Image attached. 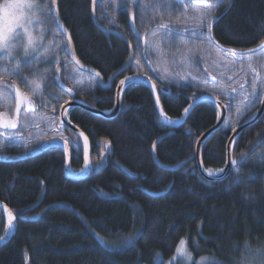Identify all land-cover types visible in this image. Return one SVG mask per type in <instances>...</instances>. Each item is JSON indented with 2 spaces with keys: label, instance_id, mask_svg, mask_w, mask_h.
Masks as SVG:
<instances>
[{
  "label": "trees",
  "instance_id": "trees-1",
  "mask_svg": "<svg viewBox=\"0 0 264 264\" xmlns=\"http://www.w3.org/2000/svg\"><path fill=\"white\" fill-rule=\"evenodd\" d=\"M28 1L46 8L54 34L46 30L40 48L19 46L1 67L4 95L11 91L8 85L17 82L21 92L32 96L34 107L28 110L22 105L19 141L11 143L13 148L4 146L0 154L24 150L25 128L39 129L43 137L56 134L57 116L52 111L67 99L111 109L116 83L126 75L157 76L165 90L170 88V93L158 92L170 118L178 117L191 99L204 92L202 88L217 95L205 83L203 68L208 69L210 46L218 48L208 39V29L201 34L197 14L215 0H96V21L117 33L94 24L92 0H56V14L52 0ZM159 2L170 9L158 7ZM220 14L211 28L219 45L242 51L264 41V0H224L213 12ZM57 19L71 37L77 61L98 75L73 63ZM162 25L173 28L166 35ZM128 43L132 60L121 69L129 58ZM193 44L196 48L191 49ZM246 60L234 68L237 77L227 74L230 69L223 71V101L231 105L228 122L240 112L247 118L261 95V89L252 88V75L255 71L264 76L262 63L255 53ZM37 79L41 91L33 95L32 82ZM120 101L121 109L113 118L78 107L68 113V120L90 141L94 167L87 178L65 176L64 153L55 146L24 160L0 161V201L16 217L13 236L0 245V264H188L175 258L181 239L196 261L208 257L215 264H264V114L233 144V160L243 157V161L225 179L210 181L199 174L193 156L198 136L216 122L212 102H199L183 125L171 129L160 121L143 83L125 86ZM226 125L202 145L205 168L218 169L225 163V144L233 126ZM165 132L154 146L157 164L152 148ZM59 133L74 135L67 127ZM70 155V167L77 170L81 151ZM179 164L183 166L172 170L161 167ZM4 233L0 211V238Z\"/></svg>",
  "mask_w": 264,
  "mask_h": 264
},
{
  "label": "water",
  "instance_id": "water-1",
  "mask_svg": "<svg viewBox=\"0 0 264 264\" xmlns=\"http://www.w3.org/2000/svg\"><path fill=\"white\" fill-rule=\"evenodd\" d=\"M96 2V0H95ZM94 0H92L91 3V13H92V20L94 22V24L100 29V30H104V31H108V32H114L117 33V31L110 29L102 24H99L94 16V5H95ZM56 8V0L55 3L53 4V9L55 11ZM56 14V11H55ZM56 23L59 27V30L61 33L64 34V37L67 41V44L69 46V50H70V56L72 61L75 63V65L83 71H87L90 72L92 74H97V72L89 67L83 66L81 65L78 61H77V57L75 55V51H74V47L72 44V40L68 39V37L70 36L69 33H67V31L65 30L63 24L61 23V21L59 19L56 20ZM210 36L212 37V32L211 30L209 31ZM215 42V41H214ZM216 43V42H215ZM129 44V48H130V54H129V58L126 61V63L121 67V69L126 68L127 66H129L131 60H132V55H133V50L132 47ZM217 44V43H216ZM220 48H222L223 50H228L231 52H241V53H252L255 51L260 50L261 48L264 47V41L247 50H243V51H237V50H233V49H229V48H225L222 47L221 45L217 44ZM126 77H132L134 78L133 80H131L130 82L126 83L125 85H121L120 81L124 80ZM150 77L143 75V74H130V75H126L124 77H122L121 79L118 80V82L116 83L115 86V92H114V105L112 107V110H110V112H105L103 110H99L89 104H87L85 101L79 99V98H70L65 100L59 107L58 111H57V116H58V123L60 126H65L67 127L73 134L75 135H79V133H83L84 136H87L85 132H83L80 128H78L77 126H75L74 124H72L68 118H67V113L70 109L78 107L81 108L84 111H87L91 114H94L96 116L102 117V118H113L114 116H116L120 109H121V101H120V96H121V92L123 91L124 87L127 86L128 84L132 83V82H139V83H143L150 91L155 108L157 110V113L159 115L160 121L168 128H177L180 127L181 125L184 124L186 118L188 115H186L184 113V109L188 108L190 105H192L191 110L199 103L202 101H209L212 102L215 107L218 110V116L216 119V122L210 127L208 128L206 131H204L203 133H201L195 143V150H194V160H195V164L197 166L198 172L199 174L210 181H215V180H222L225 179L226 177L229 176L230 172L232 171V169L234 168V165L231 163V161L233 160L232 157V148H233V141L236 140V138L239 136V134L247 127H249L250 125L256 123L264 114V92L263 95L261 97L259 106L257 107L256 111L249 116L248 118H246L245 120H243L242 122L238 123L237 125H235L234 129L235 131L231 130L228 134L227 140H226V144H225V163L224 165L220 168V170H223L222 174L219 176H209L208 172L206 170L211 169V170H219V169H212V168H205L202 165V161H201V149H202V145L205 142V140L213 133H215L216 131H218L219 129L222 128V126L224 125L226 116H227V110H226V106L224 103L221 102V100L213 95V94H209V93H202L199 96L195 97L194 99L190 100L188 102V104L184 107V109L182 110L181 114L178 117L175 118H170L168 117L163 109H162V105L159 99V102H157V96L158 95V89L156 86V83L153 79H149ZM154 85V87H153ZM169 91V90H168ZM67 101V103H65ZM217 104L220 105V107H217ZM190 110V111H191ZM63 123H60V122ZM167 135V132L163 133L155 142L152 148V156L154 161L158 164L157 158L155 156V152H154V146L156 144L157 141H159L161 138H163L164 136ZM54 137V136H52ZM88 137V136H87ZM80 138V142L81 145H83V137H79ZM53 146H57L59 147L63 153H64V173L65 176H67L68 178H72V179H85L89 176L92 167H86L85 165V157H84V153L82 151V165L81 168L79 170V174L78 175H74L73 173H71L70 171V153L68 152V149L62 144V142L59 139H51V137L45 138L43 141H41L39 143L38 146H36L35 148L28 150V151H23V152H19V153H14V154H0V161L1 162H15V161H20V160H24L30 157H33L39 153H41L42 151L46 150L49 147H53ZM106 150L108 153H110V149L108 144L106 145ZM90 154H91V145H90V141L88 138V160H89V164L92 165L91 162V158H90ZM184 164V163H183ZM183 164H179L177 166L174 167H168V166H161L165 169L168 170H172V169H177L181 166H183ZM82 169H84V171H81ZM0 211L3 213V215L5 216V218L7 219V230L4 233V235L0 238V245H3L4 243H6L14 234L15 232V228H16V217L13 214V212L11 211L10 207L8 205H6L4 202L0 201ZM9 213H11V217L9 216Z\"/></svg>",
  "mask_w": 264,
  "mask_h": 264
},
{
  "label": "snow or ice",
  "instance_id": "snow-or-ice-1",
  "mask_svg": "<svg viewBox=\"0 0 264 264\" xmlns=\"http://www.w3.org/2000/svg\"><path fill=\"white\" fill-rule=\"evenodd\" d=\"M95 2V0H94ZM224 0H215V3L208 4L203 12H201V25L200 30L201 34L203 33V30L206 28L209 31L212 28L213 21L218 22L219 19L222 18L223 14L213 16V12L215 10V7H217L220 3H223ZM52 3H55V0H52ZM24 7H27L29 10H31L33 7H37V5H24ZM231 7V2H229V8ZM22 8L21 0H3L2 3H0V21L3 23L0 24V47L8 48L11 41L13 40V34L15 33V36H21L22 33L16 32V28L20 27L23 29V33H28V27H26L27 24H30L32 22L31 16H24L22 13H20V10ZM126 11V9H125ZM167 35L170 31V29L173 28L172 25H162L161 26ZM68 39L70 40L71 37L69 36ZM209 40H211V37H208ZM34 38L31 36V34H28V45L31 47L33 45ZM234 55V53H233ZM137 64H139V61H137ZM98 75V74H97ZM134 78L132 77H126L124 80L120 81L121 85H125L126 83L130 82ZM150 79V78H149ZM34 87L32 88V94L36 95L41 91V84L40 80H33ZM9 89L12 88V85H8ZM154 87V85H153ZM167 85L165 84V88ZM69 93L72 92V89H68ZM232 91H236V89H232ZM16 92V112L15 117L9 116L7 113H0V129H17L20 112L22 110L21 106L26 105L28 110H31L34 106L32 104V96H29L28 94H25L20 91V89L17 87L15 89ZM157 102H159V96H157ZM67 103V101L65 102ZM217 107H220L219 104H217ZM192 108V105H190L188 108L184 109V113L188 115L190 113V110ZM60 123H63L62 121ZM53 124H56V119H53ZM235 131V129H232ZM53 131H55V128H53ZM83 137V145H81L80 138ZM51 139H59L62 144L68 149V152H76L77 155L80 151H83L84 157H85V165L86 167H94V165L89 164L88 160V137L84 136L83 133H79V135H73L72 137H66L57 134L54 137H51ZM236 142L233 141V144ZM243 161V157H241V161ZM238 161H231L233 165H236L239 163ZM81 171H84L82 169ZM223 170H217L216 172H213L211 170L208 171L209 176H219L221 175ZM9 216L11 217V213H9ZM176 252L178 256H182L186 259L188 264H205V262H210V264H215L214 261H210V258L207 257H201L200 261H196L190 251H188L187 248V241L184 239H181L179 242V245L176 248Z\"/></svg>",
  "mask_w": 264,
  "mask_h": 264
},
{
  "label": "rangeland",
  "instance_id": "rangeland-1",
  "mask_svg": "<svg viewBox=\"0 0 264 264\" xmlns=\"http://www.w3.org/2000/svg\"><path fill=\"white\" fill-rule=\"evenodd\" d=\"M2 2L3 1H0V3H2ZM26 2L28 3L29 1L28 0H21L22 8L20 10V13H22L24 16H31V18H32V22L30 24L26 25V27H28V33H23V29L20 27L16 28L15 31L22 33V35L21 36H15V33H14L13 34V40L11 41L9 47L8 48L0 47V56L3 55L2 62H4L5 60H7V61L12 60L13 58H12L10 53L17 50L19 48V46H22L21 49H27V50L29 49L30 46L28 45V34H31V36L34 38L33 45L30 47L32 49H34L36 47V45H38L39 48L41 47L40 43L43 41L42 35H43V33H45L46 30L49 31L50 33L54 34V28H53L54 26H53V23L50 19L49 14L46 11V8H44L43 6H41L39 4L33 3V5H37V7H33L32 10H29L28 8L24 7V5H28ZM158 5H159L158 7L162 8V9H166V10L170 9V6L169 5L167 6L164 2H159ZM201 12H203V10H200L197 14H199V16H200ZM199 16H197V17H199ZM2 23L3 22L0 21V24H2ZM201 23H202V21H201ZM35 28H37V29L35 30ZM38 34H40V36ZM59 44L61 45V48H62L61 52H64V49H63L64 46H62V42L60 40H59ZM48 45H49V43L46 44L44 49H47ZM57 47L58 46L56 45V48ZM189 47L191 49L196 48V46L194 44L190 45ZM210 49H211L210 50L211 54H210V57L207 59V63L212 69H214V72H215L214 74H216V73H218V75L222 74L223 67L220 68V64H222V63L229 65L230 70L227 72L228 75L231 72H233L236 65L233 67L232 63H236L238 61V59H232V58H230L229 55H225V53H223V51H221L220 49L219 50L215 49L212 46H210ZM260 53H262L263 55H260ZM260 53L257 54V56H260L263 58L264 57V48L260 51ZM245 55H248V54H245ZM234 56L239 57V54H236ZM263 62H264V60H263ZM238 69H240V67H238ZM261 69L264 72V65H261ZM189 74H192V73L190 72ZM260 78L262 79L261 83L264 86V76H261ZM216 86H217V84H214V83L212 84V87L214 89H216ZM218 91L223 94V92H222L223 90H218ZM8 94H9V97L4 96V102L11 103L13 92L10 91V92H8ZM11 109L12 108L10 106H9V108L8 107L6 108V110L9 112L11 111ZM240 115H242L241 112H240ZM233 122H234V119H233V116H231V119L229 120V122H227L226 127L233 125ZM25 123L23 124V127L28 125L27 123L26 124ZM23 133H27L26 137L22 140V146L25 148L29 147V145L32 143L40 142L42 140L41 137L44 136V133L42 131H40L39 129L31 130V128L30 129L25 128L23 130ZM32 134H35V135H32ZM211 171H213V170H211ZM215 171H217V170H215ZM215 171H213V172H215ZM71 172L74 173L73 169H71ZM6 226H7V221L5 222V229H6ZM178 245H179V243H178ZM175 258L177 260H181L183 263H188L184 257L178 256L176 251H175ZM197 261H200V258H198ZM205 263H208V262H205Z\"/></svg>",
  "mask_w": 264,
  "mask_h": 264
},
{
  "label": "flooded vegetation",
  "instance_id": "flooded-vegetation-1",
  "mask_svg": "<svg viewBox=\"0 0 264 264\" xmlns=\"http://www.w3.org/2000/svg\"><path fill=\"white\" fill-rule=\"evenodd\" d=\"M264 48V47H263ZM262 48V49H263ZM262 49H260L259 51H256V52H253V53H255L256 55L257 54H259L260 53V51L262 50ZM223 53H225V54H227V55H229L230 56V58H232V59H238V61L236 62V63H232L233 64V67L236 65V67L238 66V65H244L243 63H244V61L246 60V57L248 56V55H245V53H234V55H236V54H239V57H236V56H234L233 55V53H230V54H228V53H226V52H223ZM253 53H250V54H253ZM249 54V53H248ZM260 55H263L262 53H260ZM258 57V59L260 60V62L262 63V65H264V62H263V58L262 57H260V56H257ZM2 58H3V55L2 56H0V113H7L9 116H11V117H15V112H16V92H15V89L18 87V84H17V82H14L13 83V85H12V88H11V91L14 93L13 95H12V101H11V103H6V102H4V92H3V79H2V69H1V67L3 66V64H4V62H2ZM235 61V60H234ZM246 61H248V60H246ZM223 62V61H222ZM148 63V62H147ZM223 65V66H222ZM228 64H224V63H222V64H220V68H222L223 67V71L224 72H226V68H227V70L229 69V65L227 66ZM148 66H149V69H150V71L153 73L154 71L152 70V67H151V65H149V63H148ZM207 67H208V69H206V68H203V70H204V72H206V78L208 79V80H204L205 81V83L206 84H210L209 86L213 89V91L217 94V96L219 97V99L221 100V102L222 103H224L225 104V106H226V110H227V116H226V119H225V122H224V125L222 126V128L227 124V122H228V119H229V113H230V107H231V105H230V103H229V101H223V94L221 93V92H219L218 90H223V72H222V74L221 75H218V73H216V74H214L215 72H214V69H212L208 64H207ZM147 75V74H146ZM239 75V73L236 71V70H233V73H231L230 74V77L232 78L233 76H238ZM148 77H151L152 78V76H149V75H147ZM253 76V84H252V88H254V91L256 90V91H258V90H260L261 89V91H260V93H261V95H260V97L258 98V101L256 102V104H255V106H253V108H252V112L250 113V114H248L247 115V118L249 117V116H251L255 111H256V109H257V107L259 106V103H260V100H261V97H262V95H263V92H264V86L262 85V83H261V74H260V72H255L254 71V74L252 75ZM219 77V78H218ZM221 77V78H220ZM153 80L155 81V83H156V86H157V89H158V86L161 84L163 87H159V89H158V92L160 91V92H166V93H170L171 92V90H170V88H167L166 90L164 89V84L159 80V78L157 77V76H154L153 77ZM246 82V81H245ZM217 84V86H216V89H214L213 87H212V84ZM7 85H8V83H7ZM244 86V84L242 83V86L241 87H243ZM206 88V87H205ZM205 88H202L201 89V91H204V92H207V90L205 89ZM219 88V89H218ZM218 89V90H217ZM226 89H227V87H226ZM169 90V91H168ZM203 92V93H204ZM223 92V91H222ZM231 92H234V91H232L231 90ZM177 94H179V92H177ZM5 97H9V95H6ZM194 99V98H193ZM246 100V99H245ZM9 106L12 108L11 109V111L9 112V111H7L6 110V108L8 107L9 108ZM21 108H22V106H21ZM52 114L53 115H55V116H57L56 115V113H54V111H52ZM263 116V115H262ZM244 117H245V114L243 113L240 117L239 116H237L236 118H235V120H234V122H233V126L231 127V129H230V131L235 127V125H237L238 123H240V122H242L243 120H245L244 119ZM21 126H22V123L19 121L18 122V127H17V129H0V150H3L2 148L4 147V146H6V145H10L12 148L14 147V145H11V143H18V141H19V138H20V135H21ZM56 127H57V129H55V133L56 134H54V135H57V134H59L60 135V133L59 132H62V128L64 127V126H60L59 124H57L56 125ZM46 131H47V133H48V128L46 129ZM75 135V134H74ZM49 137V136H48ZM46 138V137H45ZM35 144V143H34ZM33 143L32 144H30L31 146L32 145H34ZM30 145H29V147H30ZM15 149V148H14ZM24 149H28L27 147L25 148L24 147ZM13 151H15V152H11V153H7V154H13V153H17V152H21V151H16V150H13Z\"/></svg>",
  "mask_w": 264,
  "mask_h": 264
},
{
  "label": "bare ground",
  "instance_id": "bare-ground-1",
  "mask_svg": "<svg viewBox=\"0 0 264 264\" xmlns=\"http://www.w3.org/2000/svg\"><path fill=\"white\" fill-rule=\"evenodd\" d=\"M79 61V60H78ZM207 172L209 171V170H206ZM213 171H215V170H213ZM216 172V171H215Z\"/></svg>",
  "mask_w": 264,
  "mask_h": 264
}]
</instances>
